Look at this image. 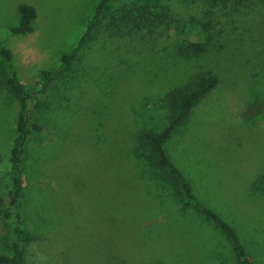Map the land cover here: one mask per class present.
<instances>
[{"label":"rangeland","instance_id":"1","mask_svg":"<svg viewBox=\"0 0 264 264\" xmlns=\"http://www.w3.org/2000/svg\"><path fill=\"white\" fill-rule=\"evenodd\" d=\"M99 1L0 0V43L44 127L25 144L23 191L9 205L19 100L4 85L0 58V197L37 237L26 246V263L238 264L223 232L182 207L138 139L140 130L165 126L170 89L207 72L218 78L216 87L165 150L200 201L235 230L251 264H264V2L207 13L208 0H111L104 28L68 70L44 83L40 72L75 47ZM22 3L36 10L34 30L11 34ZM157 3L171 21L149 28L143 8ZM206 39L196 58L179 51L180 40ZM256 98L255 111L248 110ZM13 226L0 217V254L12 252Z\"/></svg>","mask_w":264,"mask_h":264},{"label":"trees","instance_id":"2","mask_svg":"<svg viewBox=\"0 0 264 264\" xmlns=\"http://www.w3.org/2000/svg\"><path fill=\"white\" fill-rule=\"evenodd\" d=\"M111 0H100L95 7L93 14L88 18L85 28L77 40L75 47L63 53L60 57L59 64L48 70H42L40 77L45 83L51 78L58 77L63 71L70 68L75 58L76 52L95 35L99 30L104 28L103 20L106 19L105 12ZM264 2V0H208V11L221 5L224 7L232 6L234 9L239 7H250L254 2ZM19 22L16 26L10 28L11 34H26L34 30V20L36 10L30 4H19L17 7ZM143 22L149 28H157L159 25L168 26L171 21L170 16L163 6L158 3L151 9L143 8ZM123 20L127 17L123 15ZM212 20H208L203 25L204 32H209V25ZM112 23V22H111ZM178 45L179 51L184 57L196 58L205 52V46L208 39L204 41H184L180 40ZM0 58L3 60L6 69L4 85L19 100V113L15 121V135L12 139V145L9 150V201L8 204H17L23 191V157L25 144L32 132H41L44 127L33 117L31 101L34 96L28 93L24 84L19 80L16 71L12 65V53L0 43ZM218 83V78L207 72H201L197 75L194 84L189 87H175L170 89L164 97L165 105L168 109L167 122L158 132L140 130L138 139L140 143L149 149V166L154 170H163L167 179L173 184L181 195V205L185 208H191L196 213L201 214L207 220L212 221L229 240L234 256L238 264H251L244 247L242 246L235 230L223 220L216 212L204 205L194 191L191 181L184 173L177 168L165 150V142L171 134L178 129L188 118L191 109L196 106L203 97L213 90ZM251 101V99H250ZM255 101L249 102V108L254 110ZM255 111V110H254ZM258 113H256L257 115ZM255 116H251L254 118ZM0 217L13 223L14 238L12 242V252L9 255L0 254V264H27L25 260L26 246L37 240L36 236H30L24 230L21 215L9 208L0 197Z\"/></svg>","mask_w":264,"mask_h":264}]
</instances>
